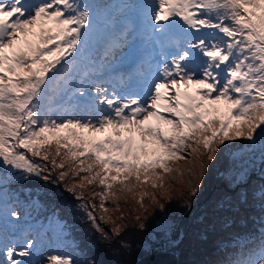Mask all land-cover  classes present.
Masks as SVG:
<instances>
[{
	"label": "snow or ice",
	"instance_id": "6c2138e0",
	"mask_svg": "<svg viewBox=\"0 0 264 264\" xmlns=\"http://www.w3.org/2000/svg\"><path fill=\"white\" fill-rule=\"evenodd\" d=\"M114 11L138 17L148 47L128 75L109 59L129 31L117 27ZM94 34L107 36L99 56L90 49ZM189 85L194 93L182 91ZM237 140L264 165V0H0V264H81L48 250L57 230L21 211L13 184L42 180L52 196L64 185L108 240L97 208L119 237L124 226L107 215L106 202L119 211L131 194L139 209L147 197L163 210L148 186L171 202L166 181L174 172L184 184L177 194L194 197L212 162ZM179 161L186 164L172 166ZM239 174L221 175L232 184ZM259 192L256 242L227 264H264V187ZM119 247L130 245L121 239Z\"/></svg>",
	"mask_w": 264,
	"mask_h": 264
},
{
	"label": "trees",
	"instance_id": "16d2710c",
	"mask_svg": "<svg viewBox=\"0 0 264 264\" xmlns=\"http://www.w3.org/2000/svg\"><path fill=\"white\" fill-rule=\"evenodd\" d=\"M233 142V147L223 150L219 155V159L212 162V166L202 179L201 189L196 196L203 198L206 193L208 195L211 191L207 196L210 215L203 229L196 234L193 244H190V250L184 256V264H227V257L230 252L227 255L226 253L229 249L233 251V254H236V250L240 252L242 246L248 245L250 247L251 243L256 242L254 234L257 233L262 215L259 190L264 187V172H262L264 165H262L258 154L255 157L256 160L248 156L245 141L237 140ZM54 148L53 145V152ZM233 149H239L242 152L237 156L236 154L232 155ZM241 154L259 162L260 167L251 169L250 174L241 183L230 184L221 174L232 175L234 165L238 167L244 165L245 161ZM185 164L186 161H179L172 166L183 167ZM171 175L173 176V174ZM174 177L176 179L166 181V186H171L168 189L172 193L171 202L165 199L160 190H154L148 186V191L155 192L157 201H165L172 205L176 199L181 198L177 194V190L184 189V184L180 182L182 178ZM51 187L50 184H45L44 181L38 179L12 185V190L15 191L24 208L23 211L29 212L31 217L39 220L44 225L51 223L52 228L57 230L58 235L53 237L54 242L52 244L62 247L67 254L72 255L81 264L85 260L93 261L96 264L101 251L105 255L107 264L113 263L115 260L122 264H131L135 261L136 255L130 251V248L123 249L119 247V239L109 240L108 242L103 241L104 237L99 232L97 234L91 222L81 216L83 213L75 210L78 201L74 200L67 192H63L64 185L59 186L62 195L57 196L50 194ZM91 188L95 191L100 190L95 186H91ZM240 195H242L241 199ZM137 197L139 196L137 195ZM85 198L86 200L91 198L90 192L86 191ZM132 199H134L132 195L128 194L126 198L122 197L118 204L128 205L126 202ZM148 201V198L145 197L144 203ZM93 203L98 205V198L93 200ZM116 204L117 202L111 200L106 202V207L110 209L108 216L114 214L115 211L112 210L116 208ZM135 210L138 209L135 208ZM134 211L129 212V209L124 207L111 218L116 223L129 226L128 224L133 223L132 217L140 216L142 218L138 212ZM75 214L76 217H72ZM101 214L99 208H97L95 215H97L100 227L105 229L107 223L105 224L99 220ZM121 214L124 216L123 220L118 219ZM109 225L113 227L112 224ZM130 236H132V233H130ZM122 240L128 242L129 238L124 237ZM239 245H241L240 249H238ZM85 255H87V258ZM177 264H182L180 252Z\"/></svg>",
	"mask_w": 264,
	"mask_h": 264
},
{
	"label": "rangeland",
	"instance_id": "374dc122",
	"mask_svg": "<svg viewBox=\"0 0 264 264\" xmlns=\"http://www.w3.org/2000/svg\"><path fill=\"white\" fill-rule=\"evenodd\" d=\"M94 1L95 3L109 2V0H94ZM125 2L132 4V3H138V0H114V3L112 4L116 5ZM128 14L129 13H125L122 15L118 11L113 12V15H115L116 17L117 27L123 24L125 19L128 18ZM106 43H107L106 34H94L90 40V49L92 50L93 55L95 56L102 55ZM221 109L223 110V108ZM146 124L155 125L156 121L150 119L149 121L146 122ZM161 127H164V125H162ZM110 131L111 130H109V133ZM109 133H97L96 136L97 138H103L105 135ZM123 135L126 136L128 135V133L124 132ZM136 139L139 140L138 134L136 135ZM233 144L234 142L233 143L229 142V148L231 146L233 147ZM241 152L242 151L239 149L236 150L233 149L232 155L236 154L237 156ZM241 155L244 158L245 164L240 167L234 165L232 175L235 174L237 171H239L240 174L238 180L232 184L241 183L247 177V175L250 174L249 172L251 171V169L260 167L259 162L247 158L246 155L244 154ZM172 174L173 176L180 177L178 173L174 172ZM210 193L211 191L208 193V195ZM208 195L206 193V195L203 198L201 196H194V197L186 196L185 198L181 197L182 199L181 198L176 199L172 205L166 203L165 201L162 202L158 201L159 204L165 205L163 210L159 208L158 204H153L149 199H148L149 201L145 203L146 210L139 209V205L137 204V200L139 197L127 201L126 204L128 205L122 206L124 203H120L119 211H121L122 208L126 207V209L127 208L129 209V212H133L136 208L138 210H135L134 212H138L142 216V218L140 217V220L137 221L135 219L136 217H132L133 223L128 224L129 226L123 225L124 230L123 232H121L119 237L113 236V233L111 232L112 227H110L109 224L105 223L106 225L104 230L105 232L108 233L110 239L106 240L105 238H103V241L108 242L109 240L112 241L117 239L121 240L124 237L129 238V241L127 243L130 245L129 247L130 251L134 255H136L135 261L141 255L145 254L148 250L163 246L164 248L169 249L170 251L174 252L177 255V261H178V254L180 252L182 256V264H184V259H185L184 256H186V253L188 254L190 250V246L193 244L194 239L196 238V234L203 229L207 221V218L210 215V210H209L210 207L207 206ZM241 197L242 195H240V199ZM188 203H190L191 205L190 207L188 206ZM78 204L79 202H77L75 210L81 213L82 211L78 207ZM115 213H117V211H115L114 214ZM114 214H111L110 217H112ZM154 215L156 216L153 218ZM81 216L87 219L84 213ZM72 217H76V214L72 215ZM97 222L99 223L98 220ZM140 223L145 224V229L143 231L139 230ZM129 230L132 231L130 232ZM130 233H132V236H130ZM73 240L75 241V239ZM48 250L66 253L65 250L62 248L60 250H57V248L52 244L49 246ZM85 257L87 258V255H85ZM98 258L99 259H97L98 262H96V264H107L105 255L102 251L100 252ZM110 264H122V263L118 262V260H115L113 263Z\"/></svg>",
	"mask_w": 264,
	"mask_h": 264
},
{
	"label": "water",
	"instance_id": "95a60500",
	"mask_svg": "<svg viewBox=\"0 0 264 264\" xmlns=\"http://www.w3.org/2000/svg\"><path fill=\"white\" fill-rule=\"evenodd\" d=\"M177 264V255L163 246L148 250L131 264Z\"/></svg>",
	"mask_w": 264,
	"mask_h": 264
},
{
	"label": "bare ground",
	"instance_id": "6f19581e",
	"mask_svg": "<svg viewBox=\"0 0 264 264\" xmlns=\"http://www.w3.org/2000/svg\"><path fill=\"white\" fill-rule=\"evenodd\" d=\"M162 264H168L167 262H165V263H162Z\"/></svg>",
	"mask_w": 264,
	"mask_h": 264
}]
</instances>
